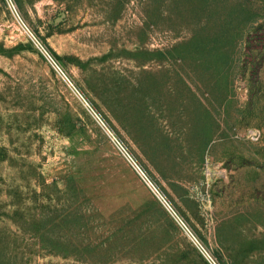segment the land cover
I'll use <instances>...</instances> for the list:
<instances>
[{"label":"rangeland","instance_id":"1","mask_svg":"<svg viewBox=\"0 0 264 264\" xmlns=\"http://www.w3.org/2000/svg\"><path fill=\"white\" fill-rule=\"evenodd\" d=\"M0 264H264V0H0Z\"/></svg>","mask_w":264,"mask_h":264},{"label":"built area","instance_id":"2","mask_svg":"<svg viewBox=\"0 0 264 264\" xmlns=\"http://www.w3.org/2000/svg\"><path fill=\"white\" fill-rule=\"evenodd\" d=\"M56 65V64H55ZM56 68H57V70L59 71V72H61L62 74H63V72H62V70L56 65ZM115 141H116V143H117V145L119 146V148H121L122 150H123V152H124V154L126 155V157H127V159L137 168V170L139 171V173L141 174V176L145 179V180H147V177L145 176V174H144V172L137 166V164H136V162L134 161V159L130 156V154L125 150V148L122 146V144L118 141V140H116L115 139ZM148 181V180H147ZM149 182V181H148Z\"/></svg>","mask_w":264,"mask_h":264}]
</instances>
